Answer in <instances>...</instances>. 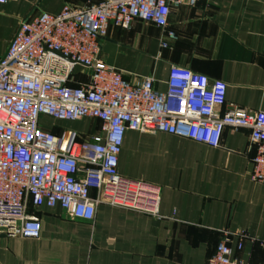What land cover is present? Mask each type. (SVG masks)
<instances>
[{"label":"crops","instance_id":"0c3cea01","mask_svg":"<svg viewBox=\"0 0 264 264\" xmlns=\"http://www.w3.org/2000/svg\"><path fill=\"white\" fill-rule=\"evenodd\" d=\"M100 0H8L0 3V58L22 20L64 4ZM167 31L174 33L173 37ZM165 41L168 46L162 48ZM106 64L135 82L151 76L166 90L172 64L226 83L231 105L264 110V0H197L171 7L165 28L136 19L111 25L101 38ZM91 70L76 66L69 84L89 83ZM39 127L59 137L88 140L100 121L41 115ZM249 130L224 127L218 146L165 132L126 130L118 173L140 181L157 197V214L96 205L92 220L68 215L58 205L28 206L40 222L38 238L0 233V264H205L224 232H243L242 248L231 235L232 255L264 264V184L250 177L254 149ZM80 173L79 175H81ZM97 191L90 189V195Z\"/></svg>","mask_w":264,"mask_h":264},{"label":"built area","instance_id":"2783aa9c","mask_svg":"<svg viewBox=\"0 0 264 264\" xmlns=\"http://www.w3.org/2000/svg\"><path fill=\"white\" fill-rule=\"evenodd\" d=\"M196 2L66 3L56 14L40 11L19 23L0 58V233L38 238L40 222L28 213L30 204L58 205L86 220L102 202L157 214V197L145 195L140 181L117 171L126 130L165 132L218 146L224 127L246 128L254 149L250 177L264 184V110L231 105L222 111L226 83L190 68L172 64L166 90L160 91L151 76L131 82L101 55L100 40L109 26L126 28L139 19L165 28L172 6ZM78 65L91 70V79L71 85ZM41 115L96 118L101 133L83 141L71 133L59 137L39 127ZM90 189L97 194L91 196ZM231 235L242 248L245 233L224 232L205 264H249L232 255ZM260 244L264 247V240Z\"/></svg>","mask_w":264,"mask_h":264}]
</instances>
